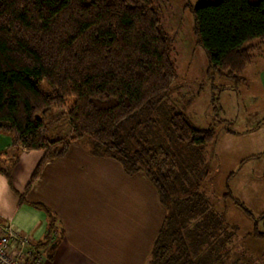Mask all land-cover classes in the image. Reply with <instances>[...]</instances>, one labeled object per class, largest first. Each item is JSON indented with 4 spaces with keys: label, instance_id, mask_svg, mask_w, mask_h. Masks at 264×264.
<instances>
[{
    "label": "trees",
    "instance_id": "1",
    "mask_svg": "<svg viewBox=\"0 0 264 264\" xmlns=\"http://www.w3.org/2000/svg\"><path fill=\"white\" fill-rule=\"evenodd\" d=\"M189 8L207 72L241 78L256 47L251 41L264 38V0H207ZM174 77L153 0H0V136L44 151L30 182L46 161L83 143L154 186L164 213L145 264H247L237 224L216 209L207 188L205 147L213 128L193 126L164 102ZM60 110L70 135L51 139L47 118ZM7 160L0 150V172L11 180ZM225 186L222 198L253 221L246 235L264 239L257 226L263 216H253ZM19 202L46 214L40 245L51 253L62 234L55 213L24 194Z\"/></svg>",
    "mask_w": 264,
    "mask_h": 264
},
{
    "label": "crops",
    "instance_id": "2",
    "mask_svg": "<svg viewBox=\"0 0 264 264\" xmlns=\"http://www.w3.org/2000/svg\"><path fill=\"white\" fill-rule=\"evenodd\" d=\"M5 139L0 136V150ZM42 155L43 150L5 154L11 180L0 172V225L30 234L42 253L40 264H145L164 213L147 177L128 175L115 159L92 155L74 141L62 157L46 161L30 182ZM20 194L55 213L62 234L51 253L40 245L46 214L20 203Z\"/></svg>",
    "mask_w": 264,
    "mask_h": 264
},
{
    "label": "rangeland",
    "instance_id": "3",
    "mask_svg": "<svg viewBox=\"0 0 264 264\" xmlns=\"http://www.w3.org/2000/svg\"><path fill=\"white\" fill-rule=\"evenodd\" d=\"M206 1L153 0L160 26L169 36L175 67L172 88L164 102L183 112L193 126L213 128L214 139L205 147L211 202L228 221L237 224L236 244L245 253L242 258H248L243 259L244 263L250 260L249 264H264V239L246 235L253 221L229 199L222 198L227 182L232 195L253 216H263L257 226L260 231L264 229V38L251 41L257 44L241 78L227 77L215 70L208 73L205 52L192 32L189 8ZM50 117L45 135L51 139L68 137L70 122L66 113L60 110ZM3 142L6 146L2 151L9 156L29 151L13 145L9 137Z\"/></svg>",
    "mask_w": 264,
    "mask_h": 264
},
{
    "label": "built area",
    "instance_id": "4",
    "mask_svg": "<svg viewBox=\"0 0 264 264\" xmlns=\"http://www.w3.org/2000/svg\"><path fill=\"white\" fill-rule=\"evenodd\" d=\"M41 259L30 234L11 224L0 225V264H40Z\"/></svg>",
    "mask_w": 264,
    "mask_h": 264
},
{
    "label": "water",
    "instance_id": "5",
    "mask_svg": "<svg viewBox=\"0 0 264 264\" xmlns=\"http://www.w3.org/2000/svg\"><path fill=\"white\" fill-rule=\"evenodd\" d=\"M56 243H57V241H54V242L52 243V245L50 246V248L53 249L54 246L56 245Z\"/></svg>",
    "mask_w": 264,
    "mask_h": 264
}]
</instances>
